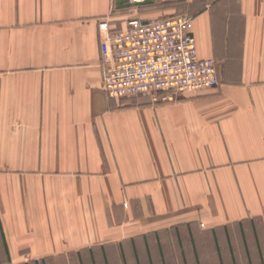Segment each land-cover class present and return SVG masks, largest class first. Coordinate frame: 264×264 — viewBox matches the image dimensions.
<instances>
[{
  "label": "crops",
  "instance_id": "0c3cea01",
  "mask_svg": "<svg viewBox=\"0 0 264 264\" xmlns=\"http://www.w3.org/2000/svg\"><path fill=\"white\" fill-rule=\"evenodd\" d=\"M0 0V264H264V0ZM193 20L218 86L108 98L99 43Z\"/></svg>",
  "mask_w": 264,
  "mask_h": 264
},
{
  "label": "built area",
  "instance_id": "2783aa9c",
  "mask_svg": "<svg viewBox=\"0 0 264 264\" xmlns=\"http://www.w3.org/2000/svg\"><path fill=\"white\" fill-rule=\"evenodd\" d=\"M192 30L191 18L174 16L132 18L123 29L105 31L99 43L105 95L113 100L147 97L160 102L168 94L218 86L217 63L198 57Z\"/></svg>",
  "mask_w": 264,
  "mask_h": 264
},
{
  "label": "rangeland",
  "instance_id": "374dc122",
  "mask_svg": "<svg viewBox=\"0 0 264 264\" xmlns=\"http://www.w3.org/2000/svg\"><path fill=\"white\" fill-rule=\"evenodd\" d=\"M174 16H186V17H189V18H190L189 15L184 14V13H179V14H176V15H174ZM174 16H172V17H174ZM14 264H19V263H14ZM41 264H44V263H41ZM46 264H58V263H46Z\"/></svg>",
  "mask_w": 264,
  "mask_h": 264
}]
</instances>
